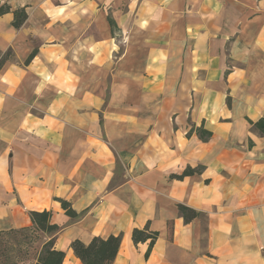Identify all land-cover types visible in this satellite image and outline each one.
I'll return each mask as SVG.
<instances>
[{
    "label": "crops",
    "instance_id": "1",
    "mask_svg": "<svg viewBox=\"0 0 264 264\" xmlns=\"http://www.w3.org/2000/svg\"><path fill=\"white\" fill-rule=\"evenodd\" d=\"M2 5L0 232L45 210L62 264L110 235L112 264H264V0Z\"/></svg>",
    "mask_w": 264,
    "mask_h": 264
},
{
    "label": "trees",
    "instance_id": "2",
    "mask_svg": "<svg viewBox=\"0 0 264 264\" xmlns=\"http://www.w3.org/2000/svg\"><path fill=\"white\" fill-rule=\"evenodd\" d=\"M10 9L8 6H0V16ZM14 18L12 25L19 28L26 20L24 9H19L13 12ZM253 126L264 133V120L261 119ZM196 133L202 140L210 138V132L204 131L202 128L196 129ZM202 167L190 168L186 167L181 174L172 175L174 179L181 180L185 177H190L198 174ZM65 213L70 218L77 216L70 205L59 200ZM179 213L182 215L185 222H188L198 216L194 210L183 205L177 206ZM29 218L31 226L20 229H9L8 234H19L21 239L16 240V256L11 264H62L65 253L55 248V238L52 235L60 230V226L52 222V213L49 211H30ZM49 236L48 239L46 237ZM157 238V233L150 232L148 226L143 229H133L131 239L134 244L144 243L149 240L148 255L151 247ZM121 242V235H110L107 238L93 237L88 244H84L79 240H74L70 244L74 256L81 264H112L118 252ZM40 244L39 247H31L32 245Z\"/></svg>",
    "mask_w": 264,
    "mask_h": 264
},
{
    "label": "rangeland",
    "instance_id": "3",
    "mask_svg": "<svg viewBox=\"0 0 264 264\" xmlns=\"http://www.w3.org/2000/svg\"><path fill=\"white\" fill-rule=\"evenodd\" d=\"M7 231L0 232V264L12 263L16 256V240L21 239L19 234H8ZM39 245L36 244L31 247H39Z\"/></svg>",
    "mask_w": 264,
    "mask_h": 264
}]
</instances>
